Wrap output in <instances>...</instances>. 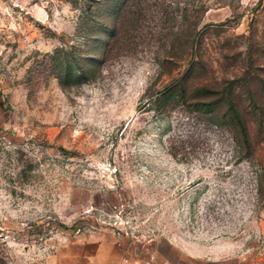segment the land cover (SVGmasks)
Returning <instances> with one entry per match:
<instances>
[{
    "label": "rangeland",
    "instance_id": "rangeland-1",
    "mask_svg": "<svg viewBox=\"0 0 264 264\" xmlns=\"http://www.w3.org/2000/svg\"><path fill=\"white\" fill-rule=\"evenodd\" d=\"M0 92V264H264V0H0Z\"/></svg>",
    "mask_w": 264,
    "mask_h": 264
},
{
    "label": "crops",
    "instance_id": "crops-1",
    "mask_svg": "<svg viewBox=\"0 0 264 264\" xmlns=\"http://www.w3.org/2000/svg\"><path fill=\"white\" fill-rule=\"evenodd\" d=\"M100 254H102V252L101 253L99 252V255ZM183 255L186 259H188V261H192V262H196V261L201 262L202 261V260L196 258L195 255H198L197 252H190L187 250V251H185V253ZM203 261H205V260H203Z\"/></svg>",
    "mask_w": 264,
    "mask_h": 264
},
{
    "label": "built area",
    "instance_id": "built-area-1",
    "mask_svg": "<svg viewBox=\"0 0 264 264\" xmlns=\"http://www.w3.org/2000/svg\"><path fill=\"white\" fill-rule=\"evenodd\" d=\"M131 264H150V261L148 259L135 258V259L132 260Z\"/></svg>",
    "mask_w": 264,
    "mask_h": 264
},
{
    "label": "trees",
    "instance_id": "trees-1",
    "mask_svg": "<svg viewBox=\"0 0 264 264\" xmlns=\"http://www.w3.org/2000/svg\"><path fill=\"white\" fill-rule=\"evenodd\" d=\"M202 7H203V4H202ZM205 10V9H204ZM187 17H190V15H187ZM137 19L138 17H135V19H133V21H135V23L137 24ZM125 20V17L123 18V21ZM183 20H185L183 18ZM166 90V89H165ZM0 95H1V92H0ZM203 104H205L206 106L210 107L211 106V102H202ZM210 109V108H209Z\"/></svg>",
    "mask_w": 264,
    "mask_h": 264
}]
</instances>
